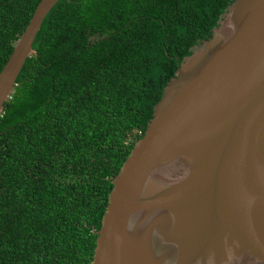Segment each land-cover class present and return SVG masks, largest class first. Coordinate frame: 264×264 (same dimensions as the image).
<instances>
[{
    "label": "trees",
    "instance_id": "16d2710c",
    "mask_svg": "<svg viewBox=\"0 0 264 264\" xmlns=\"http://www.w3.org/2000/svg\"><path fill=\"white\" fill-rule=\"evenodd\" d=\"M40 0H0V71ZM233 0H59L0 114V264H91L112 180Z\"/></svg>",
    "mask_w": 264,
    "mask_h": 264
},
{
    "label": "water",
    "instance_id": "95a60500",
    "mask_svg": "<svg viewBox=\"0 0 264 264\" xmlns=\"http://www.w3.org/2000/svg\"><path fill=\"white\" fill-rule=\"evenodd\" d=\"M0 71V114L45 16ZM91 264H264V0H233L112 180Z\"/></svg>",
    "mask_w": 264,
    "mask_h": 264
}]
</instances>
